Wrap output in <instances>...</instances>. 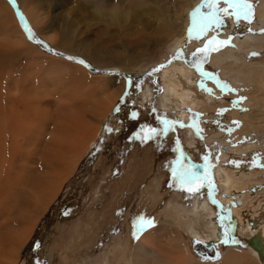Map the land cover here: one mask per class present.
Returning <instances> with one entry per match:
<instances>
[{"label":"rangeland","instance_id":"374dc122","mask_svg":"<svg viewBox=\"0 0 264 264\" xmlns=\"http://www.w3.org/2000/svg\"><path fill=\"white\" fill-rule=\"evenodd\" d=\"M4 1L9 13L6 14V24L0 18V50L1 45V51L4 52L5 45L10 44L12 39L20 38L19 30L23 38L25 37L24 39L39 52L38 56L21 54L14 59L0 61V213L3 211V214H0V225L5 224L7 220H11L14 225L17 222L26 224L25 212H36V200L40 202L44 199L41 196L49 182V175L45 174L55 170L64 158L60 164L62 168V164L67 163V153L70 152L63 149L49 154L44 152L45 148L38 145V141L36 142L42 128L48 130L49 136L59 140L63 135L56 119H51L49 124L47 122L45 125L32 121L34 111L30 108L37 102L41 103V98H45V94L42 96L40 80L51 78L48 70L40 68L41 65L48 67L47 64L53 63L49 61L55 59L62 64H70L74 72L84 71L96 79H121L125 85L123 92L99 124L101 131L98 141L90 145L84 157L77 162L76 168L62 184L57 197L53 201L49 200L48 207L38 213L36 221L31 220L32 224L37 222V225L25 244L17 248L18 256L12 257L11 261L17 258L14 264H48L51 258V264H129V258L139 238L155 229L161 220H171L184 236L191 255L200 260L192 251V237L187 231L190 224L203 240L208 238L207 232L208 235L213 233L207 223L216 225L215 220L218 219L224 223L228 222L225 213L221 212L225 210L221 196L224 197L228 188L219 185L218 176L215 174L217 169H214L215 164L219 162L228 175L233 172L230 168L235 166L239 173H247L251 183L242 187V191L237 189L241 193L239 197L242 198H238L241 205H237L236 215L242 217V221L238 222L235 232L223 228L224 232L227 231L225 240L228 243L225 244V240L219 241L216 248L220 253L233 249L236 252L234 257L238 259L241 258V252L235 250L236 247H242L245 254H248L251 251L248 246L249 239L254 236L251 225L255 224V220L246 219L243 214H250L257 207L259 215L264 216V122L257 125L246 120V115L262 107L256 100L262 75L253 68L244 71L227 70L224 63L234 62L233 69L240 64L252 66L250 63H264V37L263 40H247L249 47L246 48L244 43L234 42L236 38L238 40L249 35L252 39V35L253 38H259L264 34V19L256 15L261 10V1L250 0L255 14L251 32L245 29L237 33V37L235 33L231 35L229 28L223 27L219 28L221 33L214 34L217 38L230 39L231 42L208 58L204 72L211 74V78L202 77L201 73L197 74L193 68L186 67L178 58L174 59L173 57L177 56L176 51L173 53L170 50V44L164 43L159 47L160 36L146 35L142 39L130 40L125 38V32L133 33L135 30L130 28L137 25L130 18L127 24L124 21L118 22V19L122 18L120 14L132 16L133 11L144 13L137 17L141 21L142 29L150 34L165 20L163 14L158 12L159 6L162 5L158 0H15V3L12 0ZM203 2L204 0H195L191 7L185 8L183 18L190 21L188 20V25L179 27L177 37L182 39L181 41L187 38L186 29L190 26L189 22L191 23L190 14ZM23 5H28L32 13L37 14V23L27 16ZM111 5L117 6L116 15L112 13ZM221 7L224 5L221 4ZM169 11L172 12L171 9ZM229 19L232 18L226 17L224 22H230ZM43 27L45 29L42 30ZM68 33L74 35L69 36ZM52 35H57L58 40L49 41L47 38ZM198 46L201 45H196V48ZM177 52L181 53L179 57H183L189 51L178 47ZM95 53L98 55L90 59L89 55ZM141 55L142 58L139 57ZM68 56L82 59L85 64L70 61L66 58ZM123 62L132 64V71L119 67ZM164 63L167 64L162 68L168 71H173V66L187 68L189 76L183 80L188 88L196 89V95L200 97V104L189 108L190 115L187 112L188 117L183 120L176 113L178 109L173 110L168 104L167 108L161 106L165 96L159 73L162 68H159L160 71L154 70ZM110 66L118 68H108ZM250 75H255V83L251 82ZM55 77L58 78L56 75ZM199 77L206 82V87H197ZM129 79L132 81L131 85L128 84ZM216 80L227 85L224 91H221V86L216 84ZM63 82L67 85V80ZM101 83L98 85L103 86ZM148 85L152 93L146 96ZM209 89L211 91H208ZM51 98L56 97L53 95ZM240 98L246 99L240 101ZM234 101H239L235 107ZM83 106L85 114L88 110L86 105ZM10 108H14V118L11 120ZM117 108L119 111L115 110ZM183 108L185 109L184 106ZM221 109L227 111L219 114ZM133 113H136L135 117ZM21 115L27 116L21 120ZM8 121L14 126L13 129L20 133L7 129ZM234 122L239 123L237 125ZM169 125L171 127L166 133L153 135L146 142L137 136L149 135L150 129H155L158 133L163 132ZM108 128L113 131L108 132ZM141 129L144 131L141 132ZM238 149L242 153L237 154L240 152ZM225 151L226 155L223 154ZM181 155L184 158L182 162L186 165H205V157L208 158L207 166L198 170L206 174L212 182V198L216 203L209 199V204L217 213L215 217L212 213H206L201 206L196 215L199 221L194 220L188 212L192 211L189 209L191 196L181 191L179 186L169 187L172 184L170 167ZM231 183L235 187L234 182ZM204 188L209 191L207 186ZM21 214H24L23 217L18 218ZM139 217L153 220L154 226L135 239L133 221ZM233 217L234 213H231L230 219ZM234 239L241 241V244H233ZM150 242L151 247H159L155 238H151ZM12 248L14 243H8L4 247L6 252Z\"/></svg>","mask_w":264,"mask_h":264},{"label":"bare ground","instance_id":"6f19581e","mask_svg":"<svg viewBox=\"0 0 264 264\" xmlns=\"http://www.w3.org/2000/svg\"><path fill=\"white\" fill-rule=\"evenodd\" d=\"M99 1L105 2L106 0H99ZM158 1L162 3V5L159 6L160 11L158 12L163 14V16L165 17V20L162 21V23L158 24V26L155 27L150 34L148 32L146 33L142 29V27L140 26L141 21H139L137 17L138 15H144V13L139 14L138 12L135 13L133 11L132 16L126 13L120 14L122 18L118 19V22L124 21L125 24H127L128 19L130 18V20L136 23L137 25L135 28H132V27L130 28L131 30H135L133 33L130 34L128 32H125L126 33L125 38H129L128 40H130V38L131 39L132 38L142 39L146 35L153 36V37L160 36L159 39L161 42L159 43V47L165 43L166 45L170 44V48H171L170 50H172L173 53L175 51L177 53L178 47H183L185 51H189L185 55L182 54L183 55L182 58L180 57L178 58V60H180L188 68H191V67L187 66L185 64V61L189 60V56L197 48L204 47L206 40L214 36L215 33H221V29L223 27L229 28V32L231 33V35L235 33L238 37L239 36L238 34L240 32H243V30L248 29L249 27L252 26V24L249 25L243 20H241V22L237 25L233 19H229L230 22L229 21L224 22V24L220 27L221 29L209 31V33L207 34L205 38L202 37L200 40L193 39L191 42H187V38H186L185 41H181L182 39L177 37L179 29L182 27V25L183 26L188 25V20H189V19L185 20L183 18L185 8L191 7V5L193 4V1L195 0H158ZM260 1L262 4L260 5L261 10L256 15L257 17L261 16L264 19V1L263 0H260ZM23 8L26 10L27 16L34 23H37V14L34 12L32 13L28 5H23ZM111 8L113 10L112 13H115L116 15V13L118 12L117 6L111 5ZM170 9L172 10V12L169 11ZM8 13L9 12H8V8H7L5 1L0 0V18L4 24H6L5 18H7L6 14ZM100 13H101V10H100ZM179 22L180 24H178ZM253 23H254V19H253ZM188 28L186 29L187 30L186 35L188 33ZM37 29L40 30L39 28ZM41 29L43 30L45 28L43 27ZM68 34L69 36L74 35L73 33H68ZM18 35H20V38L12 39L10 44L5 45L4 52L1 51L2 50V45H1V50H0V61L1 62H3L4 60L8 61L7 59L9 58L14 59L15 57L21 54H24L25 56L26 55L31 56V54H36L38 56L39 51L36 48H34L28 41H26L24 39L25 37L23 38V35L20 33L19 30H18ZM215 35H218V34H215ZM248 36L243 37L242 39H238L239 41L236 38L234 39L235 40L234 42L236 44L240 42L244 43L245 48H246V47H249V44H248L249 41L247 40H253V41L263 40L264 34L260 35L261 37L259 38L257 37L253 38V35H252V39H250V37ZM47 39L51 42H54L58 40V36L52 35L48 37ZM196 45H201V46H198L196 48ZM229 51L230 50H228V52ZM214 52L216 51L210 52L208 55V58ZM112 54L114 55L113 52ZM97 55L98 53H95L94 55L90 54L89 57L90 59H93ZM114 56L115 58H117V55H114ZM134 57L136 58L137 56H134ZM139 57L142 58V55ZM51 60L52 61H49V62L51 63L53 62V63L47 64L48 67L46 66L48 69L45 66L42 67V65L40 67L42 70H46V71L48 70V73L50 74V77L52 78V79L50 78L49 80H45V79L40 80L41 82L40 84H42L40 86L42 88L41 89L42 96L43 94H45V98L44 99L41 98L40 99L41 103L37 102L35 103L33 108L32 107L31 108L29 107V108L30 110L34 111L32 113V121L34 122L36 121L37 124L41 123V125H45L47 122L49 124V121L51 119H56V121L58 122V126H59L58 128L60 131H63L62 132L63 135H61V140H59V139H56V137L54 138L52 135L49 136L48 130H46L45 128H42L40 132L38 133L39 137L38 139H36V142L38 141V145L42 148H45L44 152L49 153V154L57 153L59 151H62L63 149L66 150V152L68 149L70 152L67 153V163L62 164V168L60 167V164L61 162L65 160L64 158L61 159L60 164L57 165L55 170H51L49 171V174H45V176L49 175L48 176L49 182L47 186L45 187V190L41 188V190H43V195L42 196L40 195V196L44 199H41L42 201L40 202L39 200L38 201L36 200V204H34L36 206V210H35L36 212H32L33 214L32 213L29 214L25 212V214L27 215L25 216L26 224H22V222L21 223L17 222L14 225L12 224L11 220H7L5 224L0 225V264H14V260L17 258H15L13 261H11V258L15 257L16 252H19V251H16L17 248L22 247L25 244V242L31 237V234L33 233L35 226L37 225V222L35 223V221L38 218V213L43 212V210L48 207V204L51 201L50 199H52L53 201L54 198L57 197L56 195L61 190L62 184L67 181L69 176L73 173L74 169L76 168L77 162L80 161L81 157L86 153L90 145H93L95 142L98 141V138L100 137V131H101V130L99 131V127H100L99 124L107 116L111 107L113 106L117 98L121 95V93L123 92V89L125 86L124 83L121 81V79L106 80V79H96L94 77L92 78V76L88 75V73L86 74L84 71L80 70L81 72H78V71L74 72L70 64L66 65L64 63L65 64L64 65L60 63V61H57L55 59L54 60L51 59ZM100 61H102V59H100ZM41 64H45V63H41ZM250 64L252 66H244L245 64H240L239 67L233 69L232 67L235 66L234 62L227 63V64L224 63V65L227 66L226 67L227 70L244 71L247 68L249 69L253 68V69H256V71H258L262 75L260 77L261 86L258 88V93L256 95V100H258L261 103L262 107L261 109L256 110L255 112L250 113L249 115H246V120L248 122L255 123L257 125L259 124L262 125V122H264V63L262 64L250 63ZM254 65L262 66V67L257 68V67H254ZM119 67L128 69L130 71H132L131 69L134 68L132 64H129L128 62H123V64H121V66ZM108 68H118V67L110 66ZM203 69H205V64H204ZM188 71L189 70L187 68L184 69L181 66H173V71H168V69L162 68V70L159 72L161 74L160 79L162 80V83L164 85L163 88L165 92L164 101L161 106L162 108H167V104H168L169 107H171V109L173 110L178 109L176 113L178 117L181 118L182 120L187 118L188 115H190L189 113L191 111L188 112L189 108L198 106L200 104L199 102L200 97L196 95L197 93L196 89H193V87L188 88L187 84L184 81L189 76ZM159 73L157 72L156 74H159ZM55 75L58 78H56ZM124 78H126V76H124ZM63 80H67V85H65L66 82L64 83ZM100 82H102L101 84L103 86L98 85V83ZM251 82L255 83V75L251 76ZM149 86L150 85H148V89L146 92L147 95L145 94L146 96L150 95V92H151ZM50 95L51 96L54 95L56 98L53 99L51 98ZM83 105H86L87 110H88V112H86L85 114L83 111L84 109ZM183 106L185 107V109L183 108ZM9 110L11 111V114L9 116V119L11 120L14 118V113H13L14 108H10ZM187 112H188V115L186 114ZM26 116L21 115V120L25 119ZM18 125L19 127L21 126V124H18ZM13 127L10 121L6 123L7 129H10V131L12 132L18 131L17 129H13ZM253 150H255V148ZM237 151H240V150L238 149ZM226 153L227 152L225 151L223 154L226 155ZM240 153H242V151L237 152V154H240ZM235 167L230 168V169H233V172L230 175H228L225 172V168L221 165L220 162L215 164V168H214V169H217L215 174L216 176H218L219 185L225 189L228 188L227 193L224 195V197L221 196L222 197L221 199L222 207L225 210H229V212L232 211L231 213L232 215L234 213V217L230 219L231 218V213H230L229 218H226L228 219L227 223H224L223 220H219V219L215 220L216 225H213V223L211 222L209 224L207 223L206 224L207 227L208 228L210 227L211 229H213V233H210L208 235V232H207L206 235L209 239L206 238L203 240L199 236V233L197 232V230L193 229V227L191 226L190 224L191 221L188 222V224H190V227L187 229V231L189 232V235L192 237L191 241L193 240L202 241V243H205V244L212 242L215 246V250L218 251V249L216 248V245H217L216 243L219 241L223 242V240H225V235H227L226 234L227 231L224 232L223 228L224 229L227 228L228 230L235 232L238 222L242 221V217L240 216L237 217L236 215L237 213L236 207H238L237 205H241V202L238 200V198H242V197H239L241 195L239 191H242L240 190L242 187L249 185L251 183V179H250V176L247 177V173L242 174L236 171ZM231 182H234L235 187L232 186ZM232 188H235L236 190ZM237 189H239V191ZM207 192L208 191H205V188L204 189L202 188L200 192L196 193L194 196H191V204L189 206V209H191L192 211H188V212L192 214L191 215L192 218H194V220L196 221H199L196 215H197V211H199L201 206H203L202 209L206 213H212V216L214 217L217 214L209 204V198H208ZM37 199H39V197H37ZM232 204L234 205L232 206ZM11 210L13 211V209ZM12 211H10V214L12 213ZM0 214H3V211ZM23 215L21 214V216H19L18 218L23 217ZM243 216L246 219H249V218L254 219L255 227L251 225L253 226V229H254V234H253L254 236L249 239V243H248V246L250 247L251 251L248 252V254H245L242 247H236L237 249H235L241 252L240 259L234 257V253L236 252L233 251V249H227V250L221 251V253L218 251L220 254L219 259H214V260L207 259L208 262L206 261V259H202L196 253L193 252L197 256V258H199L202 261L201 262L200 260L194 258L191 255L190 248L187 246L184 236L175 228L171 220H166V221L161 220L160 223L157 224L155 229L151 230L149 233L139 238L135 246L134 252L131 253V257L129 258V264H261L260 252L258 251V246H254L253 244L250 243V241H252L258 234H264V224H263L264 216L259 215V211L257 207L255 208L254 212H251L250 214H246V215L243 214ZM31 220H35L33 221V223L35 224H32ZM16 226L18 227L14 228ZM151 238H155L157 240L159 247H151L152 246L150 242ZM8 243H14V248L6 252L4 247ZM162 243H165V244L161 245ZM163 246H166V248H164ZM161 250H166L168 253L162 252ZM7 254L8 256H5ZM48 264H51V258L48 261Z\"/></svg>","mask_w":264,"mask_h":264},{"label":"snow or ice","instance_id":"6c2138e0","mask_svg":"<svg viewBox=\"0 0 264 264\" xmlns=\"http://www.w3.org/2000/svg\"><path fill=\"white\" fill-rule=\"evenodd\" d=\"M15 3V0H12ZM221 4L224 7H221ZM206 8L207 12H202L201 9ZM191 23L188 28L187 33V42H191L193 39L200 40L202 37H206L209 31L219 29L223 24L226 17L232 18L235 23L238 25L241 20L245 21L247 24L251 25L254 18V8L250 0H204V2L198 6L191 14ZM29 31V38H32L31 29ZM248 31L251 32V27L248 28ZM229 40H218L217 36H212L211 39L204 44L203 48L196 49L191 55L193 57L192 67H194L198 72L201 73L202 77L211 78V74L204 72L201 68V65L207 60L208 54L212 51H219L221 47L230 44ZM39 43V41H38ZM46 46V45H42ZM255 55V54H254ZM180 53L177 56L173 57L174 59L179 58ZM70 61H75L80 64H85V61L82 59H78L76 57L68 56L66 57ZM90 67V65H85ZM163 67V65H161ZM157 68L154 71H159ZM128 84L131 85L132 81L129 79ZM216 84L221 86V91L227 87V85H223L221 81L216 80ZM139 87V85H137ZM208 91H211L210 89ZM235 91V90H232ZM246 98H240V101ZM239 101H234L233 106H237ZM119 111V108L115 109ZM246 110V109H242ZM227 109H221L219 114H223ZM133 117L136 116V113L132 114ZM175 123V122H171ZM238 125L239 122H234ZM169 127L163 129V132H157L155 129H150V134L147 136H140L137 134L138 138H141L143 141H147L151 139L153 135H160L166 133ZM108 132L113 131V129L108 128ZM144 129H141L143 132ZM231 131V129H229ZM199 132V130H198ZM183 155L180 158L172 162V166L170 167V171L172 174V184L169 187H177L179 186L181 191H185L189 194V196H194L196 193L200 192L202 188L205 186L208 187V198L212 200V203H216V201L212 198L213 185L209 180L206 174H202L198 169L207 166L208 158L205 157V165H195V164H184ZM235 163V162H232ZM255 163V161H253ZM65 214H67L65 212ZM154 226V221L145 217H139L136 221H133V237L135 239L139 238V234L146 231L148 228ZM255 227V225H253ZM196 243H202V241H196ZM225 244L228 243L227 240L224 241ZM233 244L240 245L241 241L232 240ZM251 244L254 246H258V251L260 252L261 264H264V234H258L252 241ZM216 259H219V253L216 254ZM205 259H208L205 257Z\"/></svg>","mask_w":264,"mask_h":264},{"label":"water","instance_id":"95a60500","mask_svg":"<svg viewBox=\"0 0 264 264\" xmlns=\"http://www.w3.org/2000/svg\"><path fill=\"white\" fill-rule=\"evenodd\" d=\"M202 10L203 11H208L206 8H202ZM208 41V40H207ZM207 41L205 42V43H207ZM203 48V47H202ZM198 49V48H197ZM196 51V50H195ZM194 51V52H195ZM177 53H179V52H177ZM177 53H176V55H177ZM209 55V54H208ZM180 58H182V57H180ZM192 60H193V57H192V55H190L189 56V60H186L185 61V64L187 65V66H189V67H191V68H194V67H192ZM207 61H208V58H207V60L201 65V68H202V70L204 71V64H206L207 63ZM168 63V62H167ZM167 63H164V64H161V65H163V66H165ZM161 65H159V66H157V68H162L161 67ZM195 69V68H194ZM196 70V69H195ZM197 71V70H196ZM197 73L198 74H200V72H198L197 71ZM126 78H129L128 76H126ZM206 85H205V83H203V82H201V80H198V82H197V87L199 88V89H201V88H204ZM234 204H232V206H233ZM219 208L221 209V206H219ZM221 212H224L225 213V215L227 216V218H229V214H230V212H229V210H224V211H222L221 210ZM220 223V222H219ZM192 250L199 256V257H201L202 259H205V257H207L208 259H212V260H214V259H216L215 257H216V254H217V250H215V246H214V244L212 243V242H210V243H208V244H205V243H196V240H193L192 241ZM212 252V253H211ZM219 253V252H218ZM219 256H220V254H219Z\"/></svg>","mask_w":264,"mask_h":264},{"label":"flooded vegetation","instance_id":"af4514ba","mask_svg":"<svg viewBox=\"0 0 264 264\" xmlns=\"http://www.w3.org/2000/svg\"><path fill=\"white\" fill-rule=\"evenodd\" d=\"M201 10H202V9H201ZM202 12H207V11H203V10H202ZM210 39H211V38H210ZM217 39H218V40H222L221 38H217ZM207 40H209V39H207ZM207 40H206V41H207ZM212 52H213V51H212ZM194 70H195V69H194ZM196 73H197V71H196ZM197 74H198V73H197ZM156 79H157V78H156ZM199 79L201 80V82H203V83H205V85H207L206 82H204V81L202 80L201 77H199V78L197 79V81H198ZM149 83H150V82H149ZM150 84H151V83H150ZM196 85H197V84H196ZM205 87H206V86H205ZM150 90H151V87H150Z\"/></svg>","mask_w":264,"mask_h":264},{"label":"crops","instance_id":"0c3cea01","mask_svg":"<svg viewBox=\"0 0 264 264\" xmlns=\"http://www.w3.org/2000/svg\"><path fill=\"white\" fill-rule=\"evenodd\" d=\"M141 234H142V233L139 234V237H140Z\"/></svg>","mask_w":264,"mask_h":264}]
</instances>
